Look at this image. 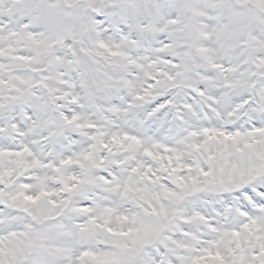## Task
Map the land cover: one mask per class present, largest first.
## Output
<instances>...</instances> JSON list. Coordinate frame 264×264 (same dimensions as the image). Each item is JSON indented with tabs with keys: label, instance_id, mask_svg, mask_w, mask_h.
Segmentation results:
<instances>
[{
	"label": "snow or ice",
	"instance_id": "6c2138e0",
	"mask_svg": "<svg viewBox=\"0 0 264 264\" xmlns=\"http://www.w3.org/2000/svg\"><path fill=\"white\" fill-rule=\"evenodd\" d=\"M0 264H264V0H0Z\"/></svg>",
	"mask_w": 264,
	"mask_h": 264
}]
</instances>
